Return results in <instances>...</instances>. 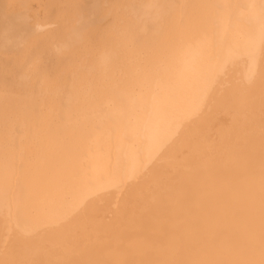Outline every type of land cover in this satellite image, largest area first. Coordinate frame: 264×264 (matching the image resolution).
Wrapping results in <instances>:
<instances>
[{
	"label": "bare ground",
	"instance_id": "6f19581e",
	"mask_svg": "<svg viewBox=\"0 0 264 264\" xmlns=\"http://www.w3.org/2000/svg\"><path fill=\"white\" fill-rule=\"evenodd\" d=\"M59 1L0 0V264H264V0Z\"/></svg>",
	"mask_w": 264,
	"mask_h": 264
},
{
	"label": "rangeland",
	"instance_id": "374dc122",
	"mask_svg": "<svg viewBox=\"0 0 264 264\" xmlns=\"http://www.w3.org/2000/svg\"><path fill=\"white\" fill-rule=\"evenodd\" d=\"M56 3H58L59 5L56 6ZM74 4L70 6V13L68 14L67 18H71L75 14ZM65 7H66V3H63L59 0H33V6L32 9H30V11L27 12L26 10L25 11L12 10L9 12V14L15 15L17 13H22L28 17L30 26L35 25L38 21H41L44 22V24L46 23L51 24L52 25L51 28H52L55 27L64 18L65 12L63 11V8ZM16 21H20V20L19 19L16 20V18L14 19L11 18L9 20L6 19L3 22L0 21V23L2 24V26L4 25V28L5 27L9 28V34H13L17 30L15 25H17L18 22ZM18 54H19L18 49H14L12 53H8L5 57L10 55L11 57H15V59H19L20 56L16 57ZM12 60L7 57V64L8 65L12 64L14 66L15 64L12 63L13 62ZM8 65H6L5 67L4 70L5 72L11 69L10 67H8ZM13 69L15 70V68Z\"/></svg>",
	"mask_w": 264,
	"mask_h": 264
}]
</instances>
